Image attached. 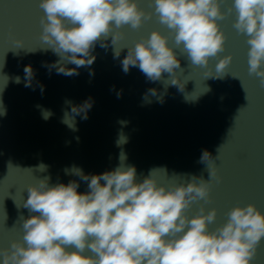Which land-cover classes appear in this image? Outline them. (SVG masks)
Here are the masks:
<instances>
[{"label": "water", "instance_id": "obj_1", "mask_svg": "<svg viewBox=\"0 0 264 264\" xmlns=\"http://www.w3.org/2000/svg\"><path fill=\"white\" fill-rule=\"evenodd\" d=\"M149 4L140 0L139 6L151 11ZM228 4L225 0L221 10ZM42 14L39 0H0V247L22 238L29 184L45 175L53 183L78 179L65 171L72 166L91 174L111 170L120 163L121 153L126 157L121 164H134L138 179L153 169L156 181L167 186L187 182L191 174L207 179V168L199 162L201 150L207 149L220 180L212 184L210 202H192L187 212L192 215L201 205L215 208L210 230L222 224L237 203H253L264 211V87L248 71L249 45L233 27L234 14L218 21L226 36L224 49L209 59L207 68L193 65L169 37L180 59L175 75L184 82L183 91L170 83L168 73L158 81L147 80L137 67L125 73L119 58H113L112 45L107 50L95 47L96 60L90 66L94 75L86 67L72 76L49 73L45 63L58 56L40 39ZM153 29L165 35L170 31L153 14L139 28L123 26L115 47L132 46ZM13 38L22 40V46L14 45ZM125 53L126 48L121 57ZM226 55L231 61L223 76L206 77L205 71L215 74L217 60ZM26 64L45 85L43 93L39 87L24 86ZM149 88L163 94V103L151 93L148 100L143 98ZM89 96L94 103L87 118H73L71 107ZM121 135L126 141L118 143ZM41 164L46 166L43 171ZM86 189L87 182L80 181L78 191ZM252 264H264V239Z\"/></svg>", "mask_w": 264, "mask_h": 264}, {"label": "clouds", "instance_id": "obj_2", "mask_svg": "<svg viewBox=\"0 0 264 264\" xmlns=\"http://www.w3.org/2000/svg\"><path fill=\"white\" fill-rule=\"evenodd\" d=\"M224 3L150 0L151 11H146L139 6L140 0H39L43 9L40 39L45 49L58 56L44 66L49 73L55 70L66 76L78 75L80 67H86L94 75L90 66L96 60L95 47L107 50L112 45L113 58H119L125 73L137 67L149 81L168 73L170 83L183 91L184 82L175 75L180 59L169 37L193 65L207 68L209 59L224 49L226 36L218 21L234 14L233 27L249 45L248 71L264 87V0H230L222 11ZM153 14L169 33L153 29L125 47L121 57L125 48L115 47L124 35L120 29L139 28ZM12 43L22 46L23 41L13 38ZM230 61L231 55L219 58L215 74L205 71L204 75L222 77ZM23 73L24 86L39 87L43 93L45 85L36 80L31 64L24 65ZM15 80L20 82V77ZM149 93L163 103V94L155 88L143 94L145 100ZM121 94L122 89L116 91L118 98ZM93 103L89 96L73 105V118L79 114L86 119ZM125 141L121 135L118 143ZM125 158L121 153L115 168L98 174L85 173L78 166L65 169L78 177L67 183H53L45 175L29 184L23 201L29 214L22 219V238L0 247V264H252L264 239V211L253 203H237L212 230L208 225L216 218L215 208L206 210L201 205L194 214L187 212L192 202H210L212 184L220 180L214 156L207 149L201 150L199 158L207 168V179L191 174L187 182L167 186L156 181L153 169L138 179L134 164H121ZM39 168L43 171L46 166ZM80 181L87 182L85 191H78Z\"/></svg>", "mask_w": 264, "mask_h": 264}]
</instances>
